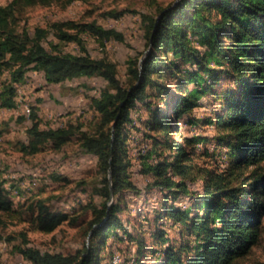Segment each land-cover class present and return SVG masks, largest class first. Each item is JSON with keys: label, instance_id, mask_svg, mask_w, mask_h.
Listing matches in <instances>:
<instances>
[{"label": "trees", "instance_id": "obj_1", "mask_svg": "<svg viewBox=\"0 0 264 264\" xmlns=\"http://www.w3.org/2000/svg\"><path fill=\"white\" fill-rule=\"evenodd\" d=\"M72 1L12 0L0 5V73L9 74L0 89V106H16V84L30 70L43 71L50 83L83 75L105 78L108 87L92 99L99 114L92 130L72 122L42 128L33 106L30 140L24 146L35 153L45 143L60 148L77 138L97 158L99 180L93 191L101 201L91 205L90 242L79 252L42 250L27 241L16 250L31 264H102L108 238L123 239L122 229L137 245L135 264H146L142 257L153 255V264H239L263 232L264 0H180L176 7L159 8L157 15L143 14L151 49L144 57L129 58L126 82L118 77L115 62L90 54L84 37L90 34L102 44L124 40L115 28L74 19L33 30L20 25L27 7ZM68 42L77 43L79 51H64L62 43ZM222 82L226 84L219 89ZM207 95L220 108L200 116L197 109ZM142 106L147 115L140 127L152 141L139 155L141 171L152 176L147 187L162 192L151 233L156 248H149L144 232H132L121 217L126 207L121 192L139 191L131 179L130 135L137 118L133 112ZM180 121L190 128L214 125L217 132L195 131L179 140ZM7 189L0 182V221H26L48 232L71 217L65 207L53 208L45 198L15 206ZM181 196L188 197L187 206L175 202ZM162 218L180 224V239L158 225Z\"/></svg>", "mask_w": 264, "mask_h": 264}, {"label": "rangeland", "instance_id": "obj_2", "mask_svg": "<svg viewBox=\"0 0 264 264\" xmlns=\"http://www.w3.org/2000/svg\"><path fill=\"white\" fill-rule=\"evenodd\" d=\"M12 0H0L6 5ZM180 0H73L67 5L53 3L51 5H34L27 7L22 13L20 25L30 30L35 26H47L54 20L74 19L77 21L96 20L102 25L115 28L123 33L124 40L109 39L100 43L90 34H84L90 54L93 57H106L116 63L118 77L126 82L128 60L142 56L151 48L147 45L142 25V15H157L159 8L176 7ZM116 13L118 15H113ZM54 41L56 38L52 37ZM64 51L78 52L75 42L62 43ZM171 56V53L168 52ZM7 72L0 73V89ZM226 82L218 86L220 89ZM16 106L13 108L0 106V182L8 188L14 198L15 206L28 204L35 198H45L53 208L65 207L71 217L59 223L52 230L45 232L32 228L26 221L9 220L3 217L0 221V264H31L16 250V245L25 241L29 245L63 253H77L85 243L90 242L88 221L92 217L93 203H100L101 197L93 191L98 182L97 158L86 152L77 138L60 148L45 143L35 153L24 149L30 136V112L33 106L38 110L41 127H59L67 122L82 123L83 129L92 130L99 119L92 99L100 95L108 87V81L100 75H83L66 79L57 83L47 82L43 71L30 70L23 82L17 83ZM218 101L211 95L203 98L197 112L200 116L212 115L219 109ZM138 115L142 117L138 118ZM147 115L142 106L133 112L135 127L130 135L132 155L131 179L139 191L124 190L121 197L126 204L121 217L126 226L136 234L147 236V246L158 245L151 233L157 224L154 220L155 208L160 206L162 192L157 187H147L152 176L141 171L139 155L151 145V138L143 137L141 120ZM136 121V122H135ZM179 140L181 135L192 132L212 135L217 132L214 125L190 128L182 121L179 123ZM209 147L212 143L209 142ZM200 181L195 184L199 186ZM18 191L22 192L20 196ZM175 202L187 206L188 197L181 196ZM75 218V219H73ZM161 225L172 238L180 239V224L169 218H162ZM262 239L252 250L240 259L239 264H264V217L262 219ZM118 232L123 239L111 235L107 246L102 250V264H135V241H129L122 229ZM146 264L155 262V255L143 256Z\"/></svg>", "mask_w": 264, "mask_h": 264}, {"label": "water", "instance_id": "obj_3", "mask_svg": "<svg viewBox=\"0 0 264 264\" xmlns=\"http://www.w3.org/2000/svg\"><path fill=\"white\" fill-rule=\"evenodd\" d=\"M150 49H151V48H150ZM150 49L146 52V54L150 51ZM146 54H145V55H146Z\"/></svg>", "mask_w": 264, "mask_h": 264}]
</instances>
